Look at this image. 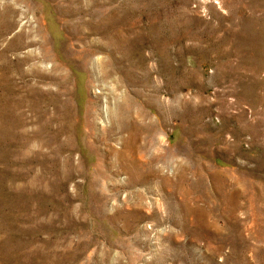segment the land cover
<instances>
[{"label": "rangeland", "instance_id": "1", "mask_svg": "<svg viewBox=\"0 0 264 264\" xmlns=\"http://www.w3.org/2000/svg\"><path fill=\"white\" fill-rule=\"evenodd\" d=\"M0 264H264V0H0Z\"/></svg>", "mask_w": 264, "mask_h": 264}, {"label": "bare ground", "instance_id": "2", "mask_svg": "<svg viewBox=\"0 0 264 264\" xmlns=\"http://www.w3.org/2000/svg\"><path fill=\"white\" fill-rule=\"evenodd\" d=\"M39 31L42 33V30H41V29H40ZM24 45H25V43H24ZM27 55H28V56H32L33 53H28ZM55 67H56V66H55ZM120 124H121V123H120ZM133 140H134V139H133ZM133 140H132V141H133ZM126 168H127V167H126ZM129 168L132 169L131 166H129ZM132 171H133V170H132ZM133 172H134V171H133ZM135 172H136V171H135ZM132 174H134V173H132ZM135 175H136V174H135ZM141 175H142V172L140 171V172H139V175H137V176H141ZM132 178H133V176H132ZM135 179H136V178H135ZM133 180H134V179H133Z\"/></svg>", "mask_w": 264, "mask_h": 264}]
</instances>
